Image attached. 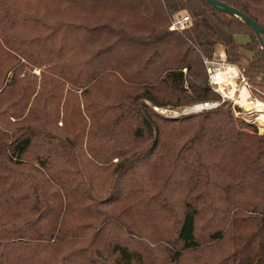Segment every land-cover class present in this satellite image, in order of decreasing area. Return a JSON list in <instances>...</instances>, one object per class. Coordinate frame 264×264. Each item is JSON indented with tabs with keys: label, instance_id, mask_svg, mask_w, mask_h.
Instances as JSON below:
<instances>
[{
	"label": "trees",
	"instance_id": "trees-1",
	"mask_svg": "<svg viewBox=\"0 0 264 264\" xmlns=\"http://www.w3.org/2000/svg\"><path fill=\"white\" fill-rule=\"evenodd\" d=\"M220 51L264 95L254 30L206 0H0V264H264V135L154 111L221 101Z\"/></svg>",
	"mask_w": 264,
	"mask_h": 264
},
{
	"label": "rangeland",
	"instance_id": "rangeland-1",
	"mask_svg": "<svg viewBox=\"0 0 264 264\" xmlns=\"http://www.w3.org/2000/svg\"><path fill=\"white\" fill-rule=\"evenodd\" d=\"M183 17H186V16H183ZM244 39L245 38H243L242 41H245ZM222 54H223V52H221V51L218 52L212 60L214 61L217 68L223 67V69L226 70V68L233 67L237 70V76L232 79V80H234L233 82H234V86H236L237 92L240 93L243 88H246L249 91L251 99L254 100V102L260 101V102L264 103V95L262 94V90L260 88L253 87V86H250V88L248 89L246 87L244 79L241 76V74L244 73V69L249 65V61L247 59H244L240 63H238L236 66H232V65L227 64L224 61V58H223L224 56H222ZM246 55H247V58H250L252 56L250 53H246ZM34 73H36L37 75H40V70H35ZM223 84H224V82H223ZM223 84H221V85H223ZM226 85H227V83H225L223 85V87L226 88ZM224 90L227 93L229 92V90L227 88ZM227 97H228V94L226 95V98ZM219 102L223 103L222 107L231 106L235 119L241 120V121L247 123L248 125H250L251 127H254L255 131L259 135H264V122H262L260 120L261 117L257 113L246 111L240 105H237L234 100L229 99V98H227L226 101H223L221 99V101H219ZM192 107H188L183 111L173 110L171 108H168V109L158 108L159 110L156 111L155 108H157V107H154V111L157 112L158 114L164 116V117L176 119V118H179L181 116L194 114V113L189 112V109H191ZM215 110H217V109H215ZM209 111H211V110H209ZM244 119H247L248 121L246 120L247 121L246 122V121H244ZM238 125L241 126V124L239 122H238ZM251 127H242V128H244L247 132H252L254 130ZM155 246L156 245H153V247H155Z\"/></svg>",
	"mask_w": 264,
	"mask_h": 264
},
{
	"label": "bare ground",
	"instance_id": "bare-ground-1",
	"mask_svg": "<svg viewBox=\"0 0 264 264\" xmlns=\"http://www.w3.org/2000/svg\"><path fill=\"white\" fill-rule=\"evenodd\" d=\"M224 58V57H223ZM237 76V70L233 67L223 69V67L218 69L216 79L219 83H227L226 88L229 92H225L223 85H221V91L227 95L229 99H232L236 102L237 105H240L246 111L257 113L261 118L260 120L264 122V103L263 102H254L251 99L250 93L246 88H243L240 93L237 92L236 86H234V77ZM236 80V79H235ZM238 93V94H237Z\"/></svg>",
	"mask_w": 264,
	"mask_h": 264
},
{
	"label": "built area",
	"instance_id": "built-area-1",
	"mask_svg": "<svg viewBox=\"0 0 264 264\" xmlns=\"http://www.w3.org/2000/svg\"><path fill=\"white\" fill-rule=\"evenodd\" d=\"M190 22L189 17H178L175 19V21L172 23L170 30L171 31H183L187 27L188 23ZM222 56H224V61H227V56L226 53L223 52ZM206 68H207V73H208V78H209V84L212 88L213 91L217 92L220 94L221 98L223 101H226V95L221 91V83H219L216 79V75L218 72V69L214 63L213 60L205 59L204 61ZM227 63V62H226ZM242 78L244 79V82L246 84V87L249 89L250 86L248 85V82L244 78L243 74H241ZM225 84V83H224ZM223 106V103L221 102H209V103H202L196 106H193L191 109H189L190 113H201L204 111H209V110H215ZM156 111H158V108H155ZM247 119H244L246 121ZM248 121V120H247ZM246 121V122H247Z\"/></svg>",
	"mask_w": 264,
	"mask_h": 264
},
{
	"label": "water",
	"instance_id": "water-1",
	"mask_svg": "<svg viewBox=\"0 0 264 264\" xmlns=\"http://www.w3.org/2000/svg\"><path fill=\"white\" fill-rule=\"evenodd\" d=\"M206 1L211 6H213L214 8L222 10V11L226 12L230 16H234V17H237V18L243 20L247 25H249L254 30L258 41L264 47V41H263V38H262V34H264V28L262 26H260L258 23L253 21L251 18L245 16L242 12L229 7V6L219 2L218 0H206Z\"/></svg>",
	"mask_w": 264,
	"mask_h": 264
}]
</instances>
